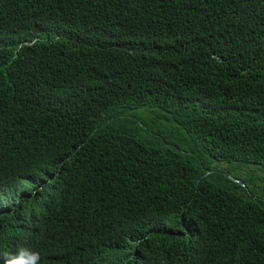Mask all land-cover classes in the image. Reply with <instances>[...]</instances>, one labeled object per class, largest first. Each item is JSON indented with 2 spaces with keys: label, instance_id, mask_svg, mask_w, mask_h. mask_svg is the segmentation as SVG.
<instances>
[{
  "label": "trees",
  "instance_id": "1",
  "mask_svg": "<svg viewBox=\"0 0 264 264\" xmlns=\"http://www.w3.org/2000/svg\"><path fill=\"white\" fill-rule=\"evenodd\" d=\"M260 172L264 0H0V256L264 264Z\"/></svg>",
  "mask_w": 264,
  "mask_h": 264
},
{
  "label": "clouds",
  "instance_id": "2",
  "mask_svg": "<svg viewBox=\"0 0 264 264\" xmlns=\"http://www.w3.org/2000/svg\"><path fill=\"white\" fill-rule=\"evenodd\" d=\"M4 264H40V253L31 248L21 247L15 254L0 256Z\"/></svg>",
  "mask_w": 264,
  "mask_h": 264
},
{
  "label": "rangeland",
  "instance_id": "3",
  "mask_svg": "<svg viewBox=\"0 0 264 264\" xmlns=\"http://www.w3.org/2000/svg\"><path fill=\"white\" fill-rule=\"evenodd\" d=\"M251 168H252L251 166H246V167L244 168V170H246V169L250 170ZM254 171H257V169H254ZM258 172H259V171H258ZM260 174H261V177H262L261 180H263V181H261V183H264V173H263V172H260Z\"/></svg>",
  "mask_w": 264,
  "mask_h": 264
}]
</instances>
